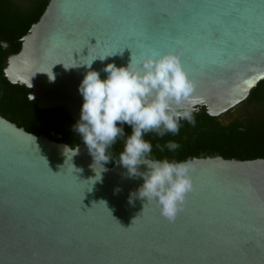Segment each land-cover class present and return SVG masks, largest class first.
Returning a JSON list of instances; mask_svg holds the SVG:
<instances>
[{
  "label": "water",
  "instance_id": "1",
  "mask_svg": "<svg viewBox=\"0 0 264 264\" xmlns=\"http://www.w3.org/2000/svg\"><path fill=\"white\" fill-rule=\"evenodd\" d=\"M165 53L195 85L186 108L196 124L181 119V139L204 120L250 125L264 0H47L16 44L0 30V77L25 87L35 109L62 107L77 124L88 71L103 80L109 63ZM183 161L192 191L169 221L118 160L107 167L83 140L68 146L0 116V264H264V158L200 149Z\"/></svg>",
  "mask_w": 264,
  "mask_h": 264
},
{
  "label": "clouds",
  "instance_id": "2",
  "mask_svg": "<svg viewBox=\"0 0 264 264\" xmlns=\"http://www.w3.org/2000/svg\"><path fill=\"white\" fill-rule=\"evenodd\" d=\"M92 61L85 66L91 68ZM102 71L107 73L105 79L101 80L97 71H88L79 85L83 103L74 131L82 138L94 162L106 164L112 160L107 149L125 135L119 125L130 126L131 134L125 140L118 162L129 176L143 179L137 195L154 200L160 215L173 221L192 191L191 164L151 159L152 144L143 137L149 132L161 138L166 133L177 135L181 119L194 127L193 110L186 106L196 103L195 85L182 69L178 57L171 53L147 56L138 64L131 56L126 67L109 63ZM49 79L54 80L52 73ZM30 99L34 100L31 94ZM156 147L163 151L159 144ZM165 147L175 151L180 145L169 141ZM65 150H70L72 156L79 152L78 147ZM140 164L147 165L145 172L137 170Z\"/></svg>",
  "mask_w": 264,
  "mask_h": 264
},
{
  "label": "trees",
  "instance_id": "3",
  "mask_svg": "<svg viewBox=\"0 0 264 264\" xmlns=\"http://www.w3.org/2000/svg\"><path fill=\"white\" fill-rule=\"evenodd\" d=\"M46 3L47 0H37L26 9H21L10 0H0V30L7 31L11 43L16 44L30 25L38 19ZM1 61L0 56V64ZM262 84L264 80L259 82L258 87ZM27 93L25 87L11 84L0 77V116L26 132L42 135L68 146H75L82 141L80 135L74 131L76 123L62 107L37 110L34 108L36 101L26 99ZM119 126L123 127L125 135L118 137L107 149V154L112 160L106 164L101 162L107 167L118 160L119 154L124 149L125 140L131 134L130 126L127 124ZM143 138L152 144L151 159L180 162L200 149H210L240 160L264 158V128L252 125L238 128L222 125L213 120H204L187 140L181 139L179 134L171 133H166L161 138L154 132L144 134ZM169 141L178 143L180 147L170 151L165 147ZM157 144L163 147V151L156 147Z\"/></svg>",
  "mask_w": 264,
  "mask_h": 264
},
{
  "label": "flooded vegetation",
  "instance_id": "4",
  "mask_svg": "<svg viewBox=\"0 0 264 264\" xmlns=\"http://www.w3.org/2000/svg\"><path fill=\"white\" fill-rule=\"evenodd\" d=\"M21 9H26L37 0H10ZM252 104L255 111V120L248 126L264 128V84L257 86L252 92Z\"/></svg>",
  "mask_w": 264,
  "mask_h": 264
}]
</instances>
